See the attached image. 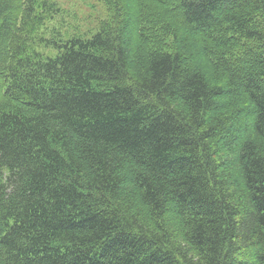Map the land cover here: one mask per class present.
<instances>
[{
    "label": "trees",
    "instance_id": "trees-1",
    "mask_svg": "<svg viewBox=\"0 0 264 264\" xmlns=\"http://www.w3.org/2000/svg\"><path fill=\"white\" fill-rule=\"evenodd\" d=\"M104 2L0 0V264H264V0Z\"/></svg>",
    "mask_w": 264,
    "mask_h": 264
},
{
    "label": "rangeland",
    "instance_id": "rangeland-1",
    "mask_svg": "<svg viewBox=\"0 0 264 264\" xmlns=\"http://www.w3.org/2000/svg\"><path fill=\"white\" fill-rule=\"evenodd\" d=\"M61 8L73 15L72 20L64 17L65 25L71 34L85 33L90 37L97 31L101 21L107 19L104 0H56ZM68 14V13H67ZM61 20V19H60ZM64 32V29H61Z\"/></svg>",
    "mask_w": 264,
    "mask_h": 264
}]
</instances>
